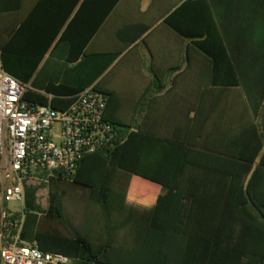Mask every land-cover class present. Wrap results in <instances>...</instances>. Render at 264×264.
<instances>
[{
  "label": "crops",
  "instance_id": "obj_1",
  "mask_svg": "<svg viewBox=\"0 0 264 264\" xmlns=\"http://www.w3.org/2000/svg\"><path fill=\"white\" fill-rule=\"evenodd\" d=\"M258 1L120 0L86 48L87 55H116L99 77L94 74L100 67L92 59L69 62L59 46L50 48L31 76H22L19 81L33 104L56 109H66L86 87L108 93L107 120L129 134L160 140L152 170H181L168 188L114 165L103 169L98 159L103 153H98L87 161L96 176L90 185L56 178L66 224L49 214L50 185L37 195L25 188L24 239L79 234L93 248L106 250L107 261L100 264H264V182L255 185V205H243L249 202L245 188L221 173L181 163L175 146L208 143L221 154L237 157L242 150L237 143L249 141L252 128H259L260 115L248 92L213 86L211 58L197 47L213 27L224 46L232 41L235 45L237 34L246 29V45L256 47L257 24L244 25V20ZM37 2L22 0L19 10L0 14V45ZM170 16L185 33L166 24ZM226 32H232L229 44ZM110 77L115 81L105 84ZM120 79L123 87L117 84ZM225 98L238 101L234 131H227V117L219 114ZM143 148L136 153L139 159Z\"/></svg>",
  "mask_w": 264,
  "mask_h": 264
},
{
  "label": "trees",
  "instance_id": "obj_2",
  "mask_svg": "<svg viewBox=\"0 0 264 264\" xmlns=\"http://www.w3.org/2000/svg\"><path fill=\"white\" fill-rule=\"evenodd\" d=\"M119 2L120 0H38L20 26L11 33L9 40L0 45L4 69L18 80L23 75L31 76L50 48L59 46L65 51L69 62L78 61L82 57L92 59L96 66L100 67L99 70L96 68L97 72L94 74L99 77L114 61L116 55H87L86 48ZM21 5L22 0H0V14L17 11ZM174 18L170 16L166 24L180 34L185 33L175 24ZM245 24H257L260 39L256 47L246 45V39L250 35L246 29H243L241 35L237 34L235 45H233L234 41L231 45L229 40L232 32H226V40L230 45L224 46L215 27L205 32L207 39L202 43H197V47L211 58L212 85L222 88H243L246 93L248 92V98L253 104L256 115H260L264 104V0L258 1L257 9H253L251 15L248 14L244 20ZM250 56H254L255 60L237 61L239 58L249 59ZM24 97L33 104L27 93ZM114 125L117 128L114 145L86 155L72 182L84 185L94 182L96 176L87 166V161L97 158L98 153H103L98 157L103 163V169L108 164L114 165L171 188L180 175V168L177 167L176 173L172 174L152 170L153 150L157 144H160V140L143 136L140 133L129 134L123 127ZM250 134L249 141L244 140L242 143H237L242 146L240 153L236 154L237 157L221 154L218 150L210 148L211 144L208 143L197 144L196 148L176 144V154L181 163L185 161L196 167L221 173L229 178L231 184H240L242 188H245L249 197V202L243 205L251 207L256 201L255 185L264 182V116L259 128L254 126ZM233 144L236 143L233 142ZM140 147H144V152L139 159L136 153ZM130 152L132 157L129 156ZM260 156L261 159L255 166ZM56 180V178H51L49 181V214L59 222L66 224L62 195L58 193ZM59 180L70 182L63 175ZM251 226L252 223L248 222V231H251ZM35 241L43 251L61 253L71 257L74 259L73 264H100L107 261L105 249L93 248L79 234H71L70 238L37 234ZM243 255L249 258L250 254ZM237 264H239L238 260Z\"/></svg>",
  "mask_w": 264,
  "mask_h": 264
},
{
  "label": "built area",
  "instance_id": "obj_3",
  "mask_svg": "<svg viewBox=\"0 0 264 264\" xmlns=\"http://www.w3.org/2000/svg\"><path fill=\"white\" fill-rule=\"evenodd\" d=\"M25 93L0 54V264H73L24 239L25 184L61 175L72 182L86 155L114 145L117 128L105 117L109 95L90 86L66 109H55L31 104Z\"/></svg>",
  "mask_w": 264,
  "mask_h": 264
},
{
  "label": "rangeland",
  "instance_id": "obj_4",
  "mask_svg": "<svg viewBox=\"0 0 264 264\" xmlns=\"http://www.w3.org/2000/svg\"><path fill=\"white\" fill-rule=\"evenodd\" d=\"M35 0H29V5H31V2L33 3ZM29 5H26L25 7V10H27L29 7ZM115 78H108L104 81V83H112L114 82ZM117 84L118 86L120 87H123L124 86V80L123 79H120V80H117ZM221 105V110L219 112V114H221L222 116H226L227 117V121L225 123V127L228 130H232L234 131L235 127H236V115L238 113V109L239 107L237 106L238 105V101L237 100H234V99H229V98H225L223 100L220 101L219 103ZM264 116V104H263V108L261 110V113H260V122L262 120ZM39 181H36L34 180L33 182L31 183H28V186L25 184V188L27 187V189L29 191H32L33 194H39L41 191H43V189L45 190V192L49 191V182L48 183H45L44 182H40L38 184ZM74 194V192H71L69 193V195L72 197V195Z\"/></svg>",
  "mask_w": 264,
  "mask_h": 264
}]
</instances>
